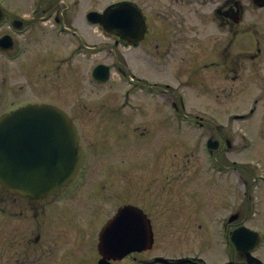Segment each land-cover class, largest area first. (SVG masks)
Wrapping results in <instances>:
<instances>
[{"label":"flooded vegetation","instance_id":"flooded-vegetation-1","mask_svg":"<svg viewBox=\"0 0 264 264\" xmlns=\"http://www.w3.org/2000/svg\"><path fill=\"white\" fill-rule=\"evenodd\" d=\"M244 1L237 0L234 8V0H225L211 9L213 29L217 31L210 33L209 5L194 6L193 0H156L157 21L153 27L149 23L145 37L134 44L114 37L124 50L112 55V65L119 68L131 88L121 95L119 86L116 89L110 84L101 86L100 93L94 90L91 94L90 103L94 100V104L87 105L79 87L74 88V82L81 76V5L70 0H0V115L31 103L50 102L71 109L86 152L77 178L46 198L20 196L0 182V264H66L77 258L79 250L85 252V245H90L94 252L88 250L81 256L89 255L83 260L89 263L80 262L95 264V231L92 244L91 239L86 240V228L94 229L90 220L97 224L108 213L113 214L114 203L119 201L118 206L128 203L139 206L153 221L155 234L161 235L158 221H175V211L180 210L175 201L158 203L161 191L155 180H160V170L165 165L155 143L159 140L156 136L161 110L168 108L166 118L176 121L179 109L199 104L186 99L185 93L222 94L229 75L237 80L239 211L237 218H229L223 228L227 238L240 226L256 230L260 238L253 252L264 259V219H257L243 207L253 203L250 184L258 179V167L252 162L253 148L264 149V5H258L257 0H251V5ZM141 7L144 9L142 4ZM235 9L237 23L232 21ZM226 31L228 44L234 43L232 60H226ZM76 55L77 63L71 64ZM110 89L114 93L108 92ZM223 103L212 101L203 106L223 108ZM119 114L128 126L131 115L140 116L136 129H140L142 141L137 144V154H124L113 147L104 154L93 145V137L98 140L100 136H114L103 125V115ZM196 117L203 120L199 115ZM146 120L153 139L147 138L151 129ZM88 123H96L97 128L90 131ZM217 137L219 147H224V138ZM226 143L232 145L231 140L226 139ZM40 150L37 146V151ZM214 152L216 158L221 155ZM225 152L222 148L223 155ZM99 157L102 163L97 162ZM136 164L140 167L135 168ZM117 193L123 197L115 198ZM166 198L167 195L163 197ZM203 202H185L189 212L185 214L186 224L174 227L180 234L172 235L173 239L154 236L152 245L132 252L122 264H248L245 253L231 241L227 259L221 249L215 260L209 259L206 254L210 249L209 221L219 216L211 213L205 219L203 211L207 210L204 207L207 203ZM167 205L171 209L165 208ZM189 222L193 231L187 228ZM214 227H220V223ZM194 235L198 239L197 253L187 255L186 247L181 249L180 243ZM158 252H167L166 257L171 260L156 261L151 254Z\"/></svg>","mask_w":264,"mask_h":264},{"label":"rangeland","instance_id":"rangeland-1","mask_svg":"<svg viewBox=\"0 0 264 264\" xmlns=\"http://www.w3.org/2000/svg\"><path fill=\"white\" fill-rule=\"evenodd\" d=\"M122 1V0H70V3L78 2V4L81 5V11L82 16H86L89 8L90 9H99L102 10L105 8L108 4ZM138 1L140 4L144 6L145 10L144 12H149V18L150 20L154 18L156 23V16L154 13V9L156 10V0H135ZM222 0H193V5L198 6L200 4H204L205 7L208 6V9L210 10L209 14V21H208V28L209 32H215L217 29L214 28L213 23V14L211 13V9H213L216 5H219L218 3H222ZM245 4L251 5V0H245ZM165 5H168V1H164ZM203 7V8H205ZM148 8H151L148 10ZM154 8V9H153ZM82 32L83 34H87L93 42L98 43L97 52H90L88 50H83L81 55V76L80 80L75 83V87L77 89V86L79 87L81 91V95L83 96V101L88 100L90 101L91 97V86L88 85V68H91L92 66L96 65L100 61H104L106 63H112L114 57L112 56L115 53H120L124 49L120 45L119 47H114V49L108 50L110 48L111 43L115 44V38L111 35H108L101 27L98 25H88L84 22H82ZM209 34V33H207ZM227 35V31H226ZM229 43V38L226 37V60H232L234 58V43ZM217 55V52L215 53ZM77 61V60H76ZM114 74V73H113ZM154 75V73H152ZM116 79V75H114ZM110 85L115 86L114 89H116L118 86L120 87V90L123 88L124 83L120 82L119 80L114 84L113 81L110 79ZM225 87H226V93H224V108L220 109H198L200 107H204L203 105H210V102L220 100L221 97L216 96L214 92H199V93H187L186 96L190 101L199 102V104H192L193 106L190 109H181L179 110V121L177 123V129H174V122L166 118V114L168 113V108L163 107V110H161V117H160V124L157 131V137H159L158 141H155L157 144V148L160 150V153L162 155L163 162H165L164 167L160 170L162 182L157 178L155 181L157 185L159 186V190L161 191V198L158 203H161L165 200L169 201H175L178 206L180 207V210L175 211L177 214V219L175 221H169V220H160L158 221L157 228L161 233L167 232V231H174L176 227L178 226H185L186 219L185 216L188 215V211L186 210L185 202L192 201V203L195 204L196 201H204L205 204L204 207L207 208L206 211H203L205 213V219L207 216H211V213L214 214H222L225 212V214H229V212H232V208L227 200V204L223 205V199H217V196H225L226 199L232 198L233 190L236 187L237 188V181L233 177V165L231 162V159H237V119L233 118L232 114L237 113V80H233L232 75H229L226 77L225 81ZM114 89L108 90L111 93H114ZM101 89H97V92L100 93ZM102 91V90H101ZM223 96V95H222ZM144 99V98H142ZM148 98H145L147 100ZM94 104V100H92V103L90 105ZM149 110H151V106H149ZM164 111V112H163ZM185 112H188L189 115L184 116V119L182 122L181 119ZM137 113V112H136ZM196 113H202V115L205 116L204 125L196 124L194 121V118H192V114ZM138 114V113H137ZM150 119L151 118V115ZM132 119L130 120L129 126L126 124V121L124 120V116L122 114L116 115L115 117L109 116L106 117L103 115L102 121L103 125L107 129V132L110 134H114V136H100L98 140L93 137V145L96 146L101 152L104 154L107 152H110V148L114 149H120L122 153L124 154H130L134 155L138 153L139 148H137V144L142 141V138L139 136H135V133H138L136 131H139L140 129L135 130V132L132 130L133 128H136L139 123V118L137 115H131ZM137 118L133 122L134 118ZM211 119H217L214 122H211ZM89 121V119L87 120ZM148 125V128L151 129L149 121L146 120ZM208 123V124H207ZM87 127L90 128L91 131H94L97 128V124L93 123L92 125L90 123L87 124ZM129 133L127 136L126 134ZM151 136H147V138L153 139V132L152 129L150 131ZM221 136L224 138H230L232 140V146L226 147L225 149H231L228 150V153L226 152V155L224 154V162L226 163V166L224 167V170L222 171V177L221 179H218L217 183L214 186H223L222 193L219 195H215L214 193V187L211 186V184L206 183L205 177L208 175V173L204 170V165L206 163L205 157H204V149L203 145L205 140L207 139V136ZM155 136V135H154ZM104 138V139H102ZM118 145H125V148H117ZM219 154H222V149L219 148L218 150ZM230 153V154H229ZM206 155V153H205ZM101 157L98 158L97 162L102 163ZM262 158V157H261ZM135 168H139L140 165L136 164L134 165ZM215 169H212L210 172H215ZM193 172L191 178H189L190 173ZM216 174H220V172H216ZM100 175L97 174V178H99ZM177 183H180V186L183 187V194L178 193V185ZM253 188V190H250L251 193L254 196H258L259 200L256 203V212H257V218L264 219V182L260 184V187ZM216 192V190H215ZM167 195L166 199H163L164 196ZM115 198L117 197H123L122 194L117 193L114 195ZM134 197V195H133ZM130 199H127L129 201ZM140 201V199H138ZM120 203L115 202L114 208L116 205ZM67 206V205H66ZM167 209H171L168 205L165 206ZM201 212V213H203ZM237 212V211H236ZM209 213V214H207ZM109 214V213H108ZM107 214V215H108ZM186 214V215H185ZM76 219V218H74ZM204 219V220H205ZM103 219H99L98 223L101 222ZM215 222L213 221V218L209 221V245L210 249L209 252L206 254L208 255L209 259L215 260V258L218 256L220 243L219 242V236L216 232V229L214 227ZM92 226V224H90ZM175 227V228H174ZM190 231H193V224L192 222H189L188 227ZM215 229V230H214ZM89 234H91V237H89ZM86 240H94V229L88 230L86 228ZM197 236L194 235V237H191V239H188L184 242H181L182 248L187 249L186 253H197V249L195 245H197ZM85 252L90 250L93 254L94 249L92 250L90 248V245H85ZM84 250H79L78 256L74 260L67 261L66 264H83L86 263L85 258H88L89 255L85 257H81L84 253ZM81 257V258H80ZM83 263H81V262Z\"/></svg>","mask_w":264,"mask_h":264},{"label":"water","instance_id":"water-1","mask_svg":"<svg viewBox=\"0 0 264 264\" xmlns=\"http://www.w3.org/2000/svg\"><path fill=\"white\" fill-rule=\"evenodd\" d=\"M140 13L128 3H122L117 6H109L104 13L91 12L89 17L94 21H100L104 24L107 29H122L117 27L123 25L126 27V31L132 33V31H139L144 28L143 19L140 17ZM141 31V32H142ZM99 74H103V70L98 67L96 69ZM106 74V73H105ZM51 106V105H50ZM49 107L46 111L49 115V128L47 127L45 133L47 136H51L52 142H55V148L57 150L56 157L62 164L63 172L58 179H62L63 182L67 181L74 173L82 162L83 152L76 147V129L74 124L70 121L69 117L61 110ZM31 109V108H30ZM30 109L19 110L12 115H6L0 121V167L5 164L4 160H9L11 157V150L17 149L26 150V145H13L16 141V136H27L31 133L29 128V117L31 116ZM54 145L51 144V146ZM78 148V151H77ZM26 154V153H25ZM28 175L37 173L36 171L26 168L24 170ZM21 175L20 171H17ZM59 183V182H58ZM4 184L11 190L22 193L39 195L37 191L48 192L52 190L55 185L46 186L43 189L36 190L29 184L20 182L19 185L11 180V178L4 179ZM46 194V193H43ZM123 217L119 216L108 232L113 231L112 245L109 246L108 240L104 239L103 251L104 253H110L113 256H122L131 250L130 244H124L123 241H128V236H123L120 232L116 231L115 228L121 226Z\"/></svg>","mask_w":264,"mask_h":264}]
</instances>
